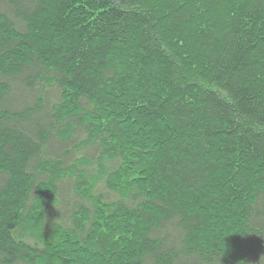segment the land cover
<instances>
[{
  "label": "trees",
  "instance_id": "1",
  "mask_svg": "<svg viewBox=\"0 0 264 264\" xmlns=\"http://www.w3.org/2000/svg\"><path fill=\"white\" fill-rule=\"evenodd\" d=\"M0 264H264V0H0Z\"/></svg>",
  "mask_w": 264,
  "mask_h": 264
}]
</instances>
